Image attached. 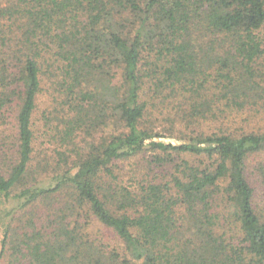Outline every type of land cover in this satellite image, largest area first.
Returning a JSON list of instances; mask_svg holds the SVG:
<instances>
[{
  "label": "trees",
  "instance_id": "1",
  "mask_svg": "<svg viewBox=\"0 0 264 264\" xmlns=\"http://www.w3.org/2000/svg\"><path fill=\"white\" fill-rule=\"evenodd\" d=\"M262 118L264 0H0V264H264Z\"/></svg>",
  "mask_w": 264,
  "mask_h": 264
},
{
  "label": "rangeland",
  "instance_id": "2",
  "mask_svg": "<svg viewBox=\"0 0 264 264\" xmlns=\"http://www.w3.org/2000/svg\"><path fill=\"white\" fill-rule=\"evenodd\" d=\"M45 97H43L44 99ZM43 107V104L40 105V108L41 109ZM40 112L37 111V115H39ZM36 116V114H35ZM259 120V119H258ZM259 122L264 126V119L262 118V120H259ZM161 124L157 123V126L160 127ZM232 129L236 128L237 126H239V124H232ZM174 129V128H173ZM175 130V129H174ZM166 140L168 141H176V138L173 137H167ZM258 162H262L264 163V153L261 155V157H255V158H252L249 162V170L253 172V178H252V183H253V186L255 187L256 189V192H257V196L256 198L258 200H263L264 199V182L261 181V177L258 175L257 171H256V164Z\"/></svg>",
  "mask_w": 264,
  "mask_h": 264
}]
</instances>
